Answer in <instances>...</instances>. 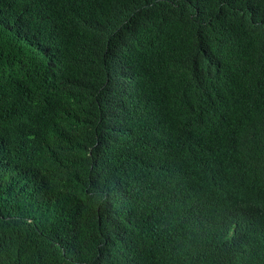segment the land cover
I'll return each mask as SVG.
<instances>
[{"label": "trees", "instance_id": "obj_1", "mask_svg": "<svg viewBox=\"0 0 264 264\" xmlns=\"http://www.w3.org/2000/svg\"><path fill=\"white\" fill-rule=\"evenodd\" d=\"M0 264H264V0H0Z\"/></svg>", "mask_w": 264, "mask_h": 264}]
</instances>
